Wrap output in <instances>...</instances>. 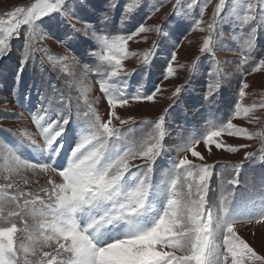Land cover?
I'll return each instance as SVG.
<instances>
[{
	"label": "snow or ice",
	"instance_id": "1",
	"mask_svg": "<svg viewBox=\"0 0 264 264\" xmlns=\"http://www.w3.org/2000/svg\"><path fill=\"white\" fill-rule=\"evenodd\" d=\"M226 2L219 0L207 29L200 26L202 19L196 22L195 31L208 32L199 48L201 57L214 56L213 34ZM259 2L261 0H235L230 11L243 40L241 69L249 63L259 32L264 30V9L257 15ZM67 3L68 0H35L27 8L16 7L0 17V59L10 54V42L20 38L23 28L30 50L27 58L22 59V67L26 66L28 60L34 58L31 50L41 35L40 22L62 13ZM179 4L177 0L173 9ZM139 6L140 0L127 3L121 24L135 15ZM110 7L115 9L116 4ZM108 22L106 14L100 23ZM88 27L85 25L86 29ZM73 30L79 31L75 27ZM151 30L141 25L126 36L94 34L100 50L89 54L98 62L93 74L103 77L99 87L106 101L107 118L102 119L92 105L83 100L88 105L84 114L88 119L78 126L73 147L68 148L75 131L72 104L62 97L55 101L59 108L52 109L49 102V107L41 104L36 113H30L41 143L31 134L21 132L23 140L18 146H0V150L10 152L15 161L14 170L0 185L3 194L0 196V264H264V258L257 255L235 228L237 223L245 222L264 225V207L258 214H238L232 193L222 195L217 207H209V180L215 165L204 163V156L197 150L202 146L208 155L213 149L227 153L242 151L243 148L227 145L226 140L255 138L233 121L246 119L256 109L244 107L238 101L226 122H209L202 137L190 138L181 149L200 163H193L185 156L175 162L156 185H153V166L165 151L164 123L174 105L170 104L158 120L139 122L155 125L139 142L135 140L136 128L133 127L138 122L118 114V110L133 104L156 103L163 91L157 86L151 95H144L139 89L132 96L127 94V79L135 73L127 72L124 62L139 57L137 67L151 68L157 54L155 43L143 53L130 52L128 45L146 43L136 38ZM155 30L160 34L159 27ZM199 59L197 57L190 66V73ZM48 60L53 61V57L48 55ZM66 60L67 57L56 58L55 64H64ZM176 61L173 52L161 83L176 78L177 69L173 67ZM261 68H264V59L253 71L260 72ZM208 75L212 82L207 85L204 99L211 102L222 89L223 69L217 65ZM184 87H177L169 99L175 101ZM239 88L238 97L242 101L249 85L241 83ZM17 147L27 149L34 159L31 162L22 159ZM253 155H245L244 160H251ZM242 167L235 166L237 174ZM24 170L45 176L54 173L61 182L48 179V187L35 194L20 191L19 181L13 183L12 177ZM23 183L28 185L27 181ZM228 185L237 187L238 178L228 180L223 187ZM29 218L35 221L31 226Z\"/></svg>",
	"mask_w": 264,
	"mask_h": 264
},
{
	"label": "rangeland",
	"instance_id": "2",
	"mask_svg": "<svg viewBox=\"0 0 264 264\" xmlns=\"http://www.w3.org/2000/svg\"><path fill=\"white\" fill-rule=\"evenodd\" d=\"M33 2L35 0H0V17L16 7L27 8ZM133 2L135 0H68L62 13L53 14L40 22L41 35L31 50L34 58L29 59L23 67L22 59L27 58L30 50L25 40L26 29H21L20 38L10 42V54L0 59V146H18L23 140L21 132L31 134L37 143H41L30 113H36L37 106L41 104L49 107V102H52V109H57L60 106L55 101L62 97L66 103L72 104L71 118L75 131L68 148L73 147L79 131L78 126L84 125L88 119L84 115L88 111V105L83 100L86 99L102 119L107 118L106 101L99 87L103 77L93 74L98 62L89 54L100 50L94 34L126 36L143 25L152 30L136 39L147 42H131L128 50L143 53L155 43L157 54L151 68L137 67L139 57L124 62L123 67L127 72L135 73L127 79V94L132 96L139 89L144 95H151L157 86L163 91L157 96L156 103L133 104L130 108L118 110V114L122 118H131L138 122L133 127L136 128L135 140L139 142L144 134L155 127L154 124L145 125L139 122L158 120L170 104L174 105L165 119V151L153 166V185L159 184L165 174L171 171V166L185 156L193 163H200L181 149L190 138L202 137L209 122H226L239 101L244 107L256 110L249 113L246 119L235 120L233 123L255 138L250 141L227 138V145L243 148L236 153L213 149L212 154L208 155L202 146L197 150L204 156V163L215 165L209 180L208 206L217 207L222 195L232 193L238 214H258L264 207V108H261L264 104V68L260 72L253 70L264 59V30L259 32V39L249 63L241 69L239 65L243 40L236 20L230 16L235 0H227L217 23L213 34L214 56L206 54L202 57L199 48L208 37V32L195 31V25L202 19L200 26L207 29L219 0H180L175 10L173 5H176L177 0H140L136 14L121 24L126 4ZM112 3L116 4L115 9L110 7ZM157 8L159 11H156ZM257 9L259 15L260 10L264 9V0L257 4ZM106 14L109 22L101 24L100 21ZM149 16L152 18L148 19ZM85 25L89 27L86 29ZM73 27L79 31H74ZM157 27L160 34L155 30ZM173 52L177 56L173 65L177 69L176 78L161 83ZM48 55L53 57V61L48 60ZM64 57H67L64 64H55L56 58ZM197 57L200 59L190 73L189 68L197 61ZM217 65L223 69L222 89L209 102L204 99L207 85L212 82L208 73L214 72ZM86 67L89 69L87 72ZM65 72L68 74L65 75ZM241 83L249 85L242 101L238 97ZM181 85H185L181 95L175 101L170 100L169 97ZM116 126L119 127L118 124ZM16 151L24 160L31 162L34 159L27 149L21 150L17 147ZM247 154H254L253 158L244 160ZM237 165H243L238 174L235 170ZM14 168L12 154L7 150H0V185L4 184L3 178L10 175ZM234 177L238 178L237 187L228 185L224 188L223 184H227ZM48 179L61 182L54 173L45 176L27 170L13 176L12 182L19 181L17 187L20 191L35 194L48 187ZM24 181L28 182L27 186ZM28 222L30 226L35 223L30 218ZM235 228L237 234L257 255L264 258V225L245 222L237 223Z\"/></svg>",
	"mask_w": 264,
	"mask_h": 264
}]
</instances>
